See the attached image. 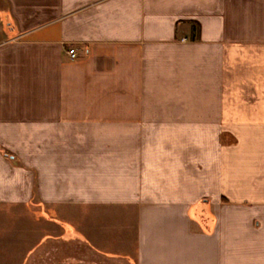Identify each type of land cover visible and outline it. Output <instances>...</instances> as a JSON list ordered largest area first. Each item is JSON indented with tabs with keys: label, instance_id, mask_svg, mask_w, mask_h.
I'll use <instances>...</instances> for the list:
<instances>
[{
	"label": "crops",
	"instance_id": "obj_1",
	"mask_svg": "<svg viewBox=\"0 0 264 264\" xmlns=\"http://www.w3.org/2000/svg\"><path fill=\"white\" fill-rule=\"evenodd\" d=\"M70 260L264 264V0H0V264Z\"/></svg>",
	"mask_w": 264,
	"mask_h": 264
},
{
	"label": "built area",
	"instance_id": "obj_2",
	"mask_svg": "<svg viewBox=\"0 0 264 264\" xmlns=\"http://www.w3.org/2000/svg\"><path fill=\"white\" fill-rule=\"evenodd\" d=\"M68 53H69L70 57H72V58L76 57V55H77V52L74 48H69Z\"/></svg>",
	"mask_w": 264,
	"mask_h": 264
},
{
	"label": "trees",
	"instance_id": "obj_3",
	"mask_svg": "<svg viewBox=\"0 0 264 264\" xmlns=\"http://www.w3.org/2000/svg\"><path fill=\"white\" fill-rule=\"evenodd\" d=\"M197 36H199V29L198 28H197ZM76 261H77L76 262L77 264L83 263V262H80L79 260H76ZM69 263H72L73 264L74 262H73V260H70Z\"/></svg>",
	"mask_w": 264,
	"mask_h": 264
}]
</instances>
